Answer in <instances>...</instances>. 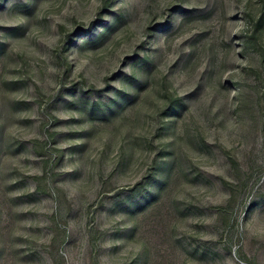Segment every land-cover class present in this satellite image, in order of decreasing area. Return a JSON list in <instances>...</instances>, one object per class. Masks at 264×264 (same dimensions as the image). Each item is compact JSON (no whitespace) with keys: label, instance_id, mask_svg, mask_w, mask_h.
I'll list each match as a JSON object with an SVG mask.
<instances>
[{"label":"rangeland","instance_id":"rangeland-1","mask_svg":"<svg viewBox=\"0 0 264 264\" xmlns=\"http://www.w3.org/2000/svg\"><path fill=\"white\" fill-rule=\"evenodd\" d=\"M0 264H264V0H0Z\"/></svg>","mask_w":264,"mask_h":264}]
</instances>
